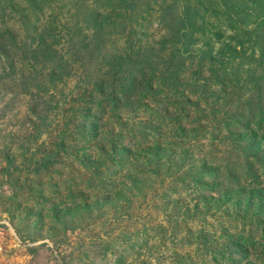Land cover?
Masks as SVG:
<instances>
[{"label": "rangeland", "instance_id": "1", "mask_svg": "<svg viewBox=\"0 0 264 264\" xmlns=\"http://www.w3.org/2000/svg\"><path fill=\"white\" fill-rule=\"evenodd\" d=\"M0 264H264V0H0Z\"/></svg>", "mask_w": 264, "mask_h": 264}]
</instances>
